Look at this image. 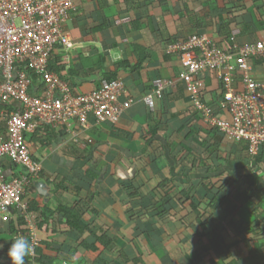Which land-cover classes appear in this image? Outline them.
Instances as JSON below:
<instances>
[{"label": "crops", "instance_id": "crops-1", "mask_svg": "<svg viewBox=\"0 0 264 264\" xmlns=\"http://www.w3.org/2000/svg\"><path fill=\"white\" fill-rule=\"evenodd\" d=\"M73 2L74 10L64 25L71 45L57 47L53 57L61 74L72 83V87L68 86L76 93H89L97 88L103 78V70L114 72L123 66L117 72V79L124 82L134 103L123 112L117 123L99 124L89 118L85 127L70 122L53 130L37 128L39 131L29 135L28 142L32 157L41 165V172L38 179L25 188L22 200L28 205V212L30 203L40 212H54L60 203L73 205L79 202L87 209L83 221L107 226L108 236L115 247L130 260L136 257V246L144 258L150 255L147 259L150 264H192L191 258L201 250H195L189 243L185 227L174 224V228L166 231L163 226L155 224L149 231L157 234L148 235L146 220L131 221L128 209L134 206L141 208L140 204L144 205L145 201L140 197L132 198L130 193L133 192L127 187L130 183L142 185L141 192L145 196L154 194L164 180L170 179L171 187L177 184L179 190L201 194L203 180L212 179L215 186L221 187L219 180L230 176L240 197L244 198L245 187L257 194L264 192V172H251V162L242 146L232 145L226 139H222L207 167L191 169L187 166L183 169L181 144L197 142V137L198 141L208 139L203 133L207 128L200 122V129L195 128L198 136L187 137L192 122L187 114L191 98L177 80L181 71L179 59L166 52L169 40L193 35L206 36L224 48L228 43L216 36L213 29L222 20L236 16L243 22L231 32L236 44L264 41V0H224L222 3L217 0H138L139 7L134 9L129 0ZM228 5L235 7L232 9ZM137 53L144 60L137 70H132L138 64ZM209 77L203 76L205 99L220 114L219 88ZM156 78L172 80L174 86L157 102L156 112L150 113L142 98L148 89H152L149 80ZM41 83L42 80L39 84L32 81L30 94H42L44 84L41 86ZM2 167L8 180L21 174L8 160L2 163ZM38 182L43 185L40 189L35 184ZM237 193L235 195L238 196ZM150 202L144 207H149ZM170 204L174 209L178 208L176 203ZM164 209L160 207L147 215L161 221L164 215L160 216V212ZM254 209L253 201L244 202L237 212V225L241 222L253 224L256 219ZM29 213L31 220L24 219L18 211L0 217V264H10L7 249L17 236L26 237L32 244L34 252L28 257L31 264H59L56 251L60 249L84 253L74 240L76 236L69 233L56 216L47 215L45 230H41L35 220L36 215ZM184 213L182 220L189 225L197 224L192 213L188 210ZM19 217L23 220L22 228ZM181 218L177 216V220ZM170 245L177 252L175 256L180 255L178 259L174 263L157 260L155 254L163 253L165 246ZM182 245H185L183 249ZM36 247H39V252H36ZM236 249L238 252L242 250ZM113 260H118L116 255L103 251L96 264H114Z\"/></svg>", "mask_w": 264, "mask_h": 264}, {"label": "built area", "instance_id": "built-area-1", "mask_svg": "<svg viewBox=\"0 0 264 264\" xmlns=\"http://www.w3.org/2000/svg\"><path fill=\"white\" fill-rule=\"evenodd\" d=\"M73 10V0H0V217L16 210L32 219L22 196L41 172L28 142L37 128L57 129L70 122L85 127L89 118L99 124L117 123L134 103L128 96L122 100V80H101L97 89L81 94L48 69L54 48L71 45L64 25ZM229 42L221 48L206 36L193 35L169 45L166 52L179 59L177 80L202 122L229 142L245 145L252 157L264 146V41L240 45L232 35ZM28 72L42 80V94H30ZM204 75L215 76L220 85L221 117L205 102ZM173 86L172 80L152 81V90L142 98L150 113ZM7 104L14 108L3 110ZM5 160L21 171L18 177L6 179Z\"/></svg>", "mask_w": 264, "mask_h": 264}, {"label": "trees", "instance_id": "trees-1", "mask_svg": "<svg viewBox=\"0 0 264 264\" xmlns=\"http://www.w3.org/2000/svg\"><path fill=\"white\" fill-rule=\"evenodd\" d=\"M129 1L132 4V9H134L135 7H139L138 0ZM217 1L218 3H222L224 0ZM228 7H232L233 9L235 6L233 7L232 5H228ZM241 24L243 25V22H241L237 16L229 20H222L221 22H219V24H217V26L214 27L213 30L215 32L213 33L216 36L223 38L224 42L230 44L229 39L232 36V30H234ZM187 39L188 38L179 39L177 37H174L173 40H169L170 42L167 44V46L175 43H182ZM56 48L57 47H55L52 52L48 69L52 72L57 73L64 82L72 87V83L61 74L59 66H57V63L55 61H53ZM136 57L138 59V64L132 67V70H137L140 67L139 65L144 60L143 57L138 53L136 54ZM121 69H123V66H119L118 70ZM118 70H115L114 72L103 70V78L101 80L111 81L117 79ZM28 75L32 79L34 84H39L41 79L38 76H36L33 72H28ZM209 78H211L220 89V85L216 81L215 76L210 75ZM153 80L154 79L149 80L150 84H148L152 85ZM202 81L204 83V80ZM42 85L43 84L41 83V86ZM183 88L184 92L189 96V94L185 90V86ZM205 89L206 87L204 85L203 93L205 92ZM150 91L151 90L148 89V92L145 93V95ZM128 93L129 92L126 89V95L122 97V100H125L127 96L133 99L131 94ZM166 95H168V90L164 92L162 99ZM217 97H219V110L220 99L222 98V95L218 94ZM205 102L208 103L206 99ZM211 107L215 113L218 112L213 106ZM3 108V110L9 111L14 108V105L7 104ZM187 114L190 115V118L192 120L187 130V137L191 139L194 136H198L196 135L195 128L200 129L199 123L202 122V119L200 113L193 108L192 101H190V108ZM206 128L207 129L203 130V133L207 135L208 139L201 138L198 141L197 137V142L192 141L189 145L185 143L181 144V155L184 156V158L182 157L183 160L181 159L180 162L184 167L183 169H186L185 167L187 166H191V169H197L200 167L205 168L209 165L208 161H211L213 159V153L217 152L222 139H224V136L222 134H219L215 129H211L209 127ZM43 129L53 130L48 127H43ZM37 131H39V129H37L35 132ZM156 131L154 133H156ZM241 146L242 151L245 152L247 159L251 162V172L254 173L256 170H262L264 172V146L261 148L259 154L254 157L249 156V154L247 153V147L245 145L242 144ZM205 155H208L207 159L204 158ZM146 164L149 165V162H146ZM250 180L252 179L250 178ZM219 181L222 183L221 187L215 186L212 179L203 180L201 184L203 191L201 192V194H199L197 191H194L192 193L189 191H185L184 189L179 190V186L177 184H173V186L171 187L172 181L168 179L164 180L161 185H159L160 189L157 188V193L155 192L154 194H146L145 196L143 192H141L142 185H139L136 181H134L137 185H135L134 183H130L127 187L133 192L130 193V196H133L132 198L134 199L140 197L145 201V203L144 205L140 204L141 208H138L136 206H134L133 208H129V217L132 222H144L146 220L144 223H148L146 224L148 235L157 234L156 231H149L155 224L163 226L166 231L170 227L174 228V224H178V227H185L188 231V235L186 237H188L189 243L195 250H201V253L198 252L197 256L191 258L192 264H264V192L257 194L251 188L245 187L244 198L246 199L245 196H247V199L244 200V198L240 197V194L235 191L236 189L234 187V180H230V176H225L222 178V180L220 179ZM56 190H58V187L56 188ZM65 191H67V187ZM236 193L238 194V196L235 195ZM150 200V206L144 207ZM248 200L255 203V209L253 213V215L256 217L255 222L251 225H246L245 223L241 224L243 222L237 225V212L242 204ZM172 202L178 205L177 209H174V207H172V204H170ZM186 202L188 204H186L185 207L184 203ZM82 205L83 204L79 202H76L73 205L60 203L56 207V210L54 212H50L47 210H42L40 212L39 210H35L31 203L29 204V210L36 215L35 220L38 226L41 227V230H45L44 224L46 223V220L48 218L47 215H51L52 217L56 216V218L61 221L60 223L65 224L66 230L76 236V239L74 238V240L77 241L76 244L78 243V247H81L84 250L83 254H79L76 252L71 253L68 251H63L61 249L59 251H56L59 264H96L97 258L103 251H107L110 254L117 256L118 260L112 261V263L114 264H150L147 260L149 259L150 255L144 258L140 250H136L135 244H132L133 246H135V259L130 260L127 255L117 249L115 247L114 241L108 236L109 228L107 226L85 223L83 221V217L87 209ZM160 207L162 209L165 208L163 212H160L162 214L160 216L164 215L162 220L159 219L161 221H158L157 218H155L154 220L150 219L151 217L147 214L152 213V210L157 211ZM186 209L195 216L197 224L195 223V225H193V222L192 225H189L188 223H186V220H182L184 218V212L187 211ZM177 216H181V220H177ZM19 224L22 228V217H19ZM161 234L163 235L164 233ZM183 247H185V245H182L181 249H183ZM236 248H241L242 250L238 252ZM164 249L165 250L163 251V253H153L155 254V256H157V260L161 261V259H164L165 263H174V261L178 259V256H180H175V253L177 252L176 250L172 249L171 245L165 246ZM188 249L189 248H187L186 252H188ZM35 250L36 252H39V247H36ZM95 257L97 258L94 260ZM28 261L29 264H31L30 259L26 257L25 262L28 263ZM36 261L40 262V260ZM104 264L108 263L104 262Z\"/></svg>", "mask_w": 264, "mask_h": 264}, {"label": "clouds", "instance_id": "clouds-1", "mask_svg": "<svg viewBox=\"0 0 264 264\" xmlns=\"http://www.w3.org/2000/svg\"><path fill=\"white\" fill-rule=\"evenodd\" d=\"M57 47H59V46H57ZM169 89L170 88H167L166 90H169ZM215 115H217L219 117L223 116L222 113H220V114L215 113ZM205 127H208V126L205 125ZM209 128L215 129V130H217V132L219 134H221L217 128H214V127H209ZM224 139H226V138L224 137ZM226 141H228V140L226 139ZM231 144L235 145L233 143H231ZM235 146H240V145H235ZM252 157H254V156H252ZM12 211H16V210H12ZM33 252H34L33 246L29 242V240L24 236H17L15 238H13L12 243L10 244V246L7 249V257L10 261V264H25L26 257L31 256L33 254Z\"/></svg>", "mask_w": 264, "mask_h": 264}, {"label": "water", "instance_id": "water-1", "mask_svg": "<svg viewBox=\"0 0 264 264\" xmlns=\"http://www.w3.org/2000/svg\"><path fill=\"white\" fill-rule=\"evenodd\" d=\"M35 184H36L37 188H39V189L43 187V185L41 184V182H38V183H35Z\"/></svg>", "mask_w": 264, "mask_h": 264}]
</instances>
